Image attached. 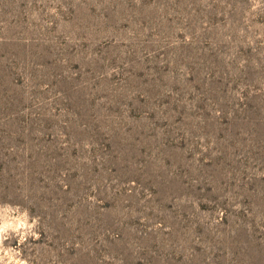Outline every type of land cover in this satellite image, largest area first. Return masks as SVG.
Wrapping results in <instances>:
<instances>
[{
	"label": "rangeland",
	"instance_id": "obj_1",
	"mask_svg": "<svg viewBox=\"0 0 264 264\" xmlns=\"http://www.w3.org/2000/svg\"><path fill=\"white\" fill-rule=\"evenodd\" d=\"M4 224L0 264H264V0H0Z\"/></svg>",
	"mask_w": 264,
	"mask_h": 264
},
{
	"label": "clouds",
	"instance_id": "obj_2",
	"mask_svg": "<svg viewBox=\"0 0 264 264\" xmlns=\"http://www.w3.org/2000/svg\"><path fill=\"white\" fill-rule=\"evenodd\" d=\"M27 217V214L25 213V218ZM37 224L36 220H33L31 224H26L25 222H21L19 225H17V228H23V227H27L29 229L35 228ZM12 227L11 224H4L3 227H0V250H3V239L5 238L3 236V233H5L7 231L8 228ZM31 235L35 238V239H39V234L36 232H31ZM22 242V241H21ZM8 264H27L26 261L24 260H10L8 262Z\"/></svg>",
	"mask_w": 264,
	"mask_h": 264
}]
</instances>
